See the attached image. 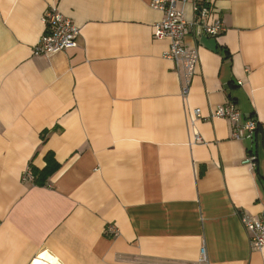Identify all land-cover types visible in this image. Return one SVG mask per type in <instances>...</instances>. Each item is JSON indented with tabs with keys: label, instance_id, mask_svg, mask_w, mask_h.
Here are the masks:
<instances>
[{
	"label": "crops",
	"instance_id": "1",
	"mask_svg": "<svg viewBox=\"0 0 264 264\" xmlns=\"http://www.w3.org/2000/svg\"><path fill=\"white\" fill-rule=\"evenodd\" d=\"M151 1L0 0V264H264L240 219L264 212V0L180 4L226 27L186 35V96ZM53 7L76 46L35 56ZM227 103L257 140L212 118ZM50 152L60 169L39 186Z\"/></svg>",
	"mask_w": 264,
	"mask_h": 264
},
{
	"label": "built area",
	"instance_id": "2",
	"mask_svg": "<svg viewBox=\"0 0 264 264\" xmlns=\"http://www.w3.org/2000/svg\"><path fill=\"white\" fill-rule=\"evenodd\" d=\"M187 0H152L150 6L164 15L161 22L154 27V38L156 40H168L170 42L169 50L164 57L175 63L176 68L181 71L182 95L186 96L192 86V81L197 73L199 64V54L196 49H189L185 45V37L190 33H202L210 38H217L226 32V27L221 21H216L215 10L206 2L202 1L196 4V21L189 22L186 19L184 10L180 4H185ZM45 32L39 44L34 48L35 56H48L54 53L67 51L76 46L80 35V29L72 20L62 15L55 7L47 9L43 15ZM198 119H202L199 110L195 111ZM241 113L232 103L217 108L212 118H221L229 120L236 128L239 135L246 133L249 138L255 136L257 124L252 119L241 122ZM197 136V141H200ZM253 160V159H252ZM241 223L246 230L252 250H261L264 248V212L260 217H253L246 213L241 215ZM112 235L118 234L117 229H113ZM204 260L206 250H201Z\"/></svg>",
	"mask_w": 264,
	"mask_h": 264
},
{
	"label": "trees",
	"instance_id": "3",
	"mask_svg": "<svg viewBox=\"0 0 264 264\" xmlns=\"http://www.w3.org/2000/svg\"><path fill=\"white\" fill-rule=\"evenodd\" d=\"M48 133L49 131L43 133L42 138L44 141L46 140V134ZM258 133H259V128L257 127L255 131L256 140L258 137ZM45 162H46V167L43 170H39L34 166L30 167L31 174L34 178V183L39 186H43L44 184H46L47 180L60 169V164L56 162L55 155L52 152L46 155Z\"/></svg>",
	"mask_w": 264,
	"mask_h": 264
}]
</instances>
